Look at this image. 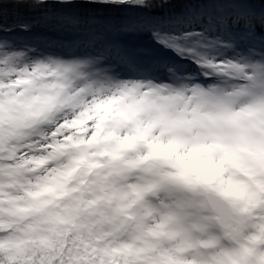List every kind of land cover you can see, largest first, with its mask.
<instances>
[{
    "label": "snow or ice",
    "instance_id": "snow-or-ice-1",
    "mask_svg": "<svg viewBox=\"0 0 264 264\" xmlns=\"http://www.w3.org/2000/svg\"><path fill=\"white\" fill-rule=\"evenodd\" d=\"M0 264H264V0H0Z\"/></svg>",
    "mask_w": 264,
    "mask_h": 264
}]
</instances>
